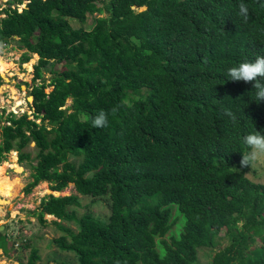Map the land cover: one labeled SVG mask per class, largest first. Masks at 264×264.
Masks as SVG:
<instances>
[{"label":"trees","instance_id":"obj_1","mask_svg":"<svg viewBox=\"0 0 264 264\" xmlns=\"http://www.w3.org/2000/svg\"><path fill=\"white\" fill-rule=\"evenodd\" d=\"M11 1L0 40L17 37L21 62L36 54L40 81L32 118L0 123V161L11 149L27 161L25 193L40 181L54 195L72 184L74 193L44 195L29 212L41 224L58 220L57 248L77 264H195L197 248L214 246L224 229L228 243L208 264H264V184L239 164L250 150L244 138L264 135V100L254 82L228 79L264 55V0ZM101 111L108 126L94 128ZM78 195L105 201L107 214L77 213ZM38 259L30 248L18 264Z\"/></svg>","mask_w":264,"mask_h":264},{"label":"rangeland","instance_id":"obj_2","mask_svg":"<svg viewBox=\"0 0 264 264\" xmlns=\"http://www.w3.org/2000/svg\"><path fill=\"white\" fill-rule=\"evenodd\" d=\"M24 3L18 4L16 9L20 10ZM15 7V4L11 0H0V8L2 7ZM144 7V6H143ZM143 7L138 8L143 9ZM135 9V8H133ZM136 10V9H135ZM95 15V13H93ZM104 13L97 14L102 16ZM3 14H0V18ZM91 22L90 16L86 18L83 26L87 27ZM69 23L73 27L79 25L78 21L69 19ZM4 41V40H3ZM25 52L24 48L18 47L17 38L9 39L5 42V49L3 55L7 61L11 64L9 74L1 77L0 83V120L1 124H8L6 117L10 114L14 117H18L21 114H26L29 118L31 116V108L29 103L31 102L30 96L31 85L38 84L39 79L32 80L33 64L36 62L37 56L34 53H30L26 61H20V55ZM61 63H55L53 68L59 69ZM49 66L42 68V76L47 79L51 74L48 72ZM23 85V87H21ZM46 90L48 89L45 88ZM17 100L18 102H16ZM22 102V103H21ZM70 100L65 101V106H68ZM13 112H11V110ZM10 111V112H7ZM23 151L29 152L32 159L35 149L33 144L30 142L24 148ZM250 151V150H249ZM248 151V152H249ZM14 153V161H9ZM30 159V163L34 162ZM8 162V163H6ZM31 168L27 165V161L19 162L17 160V153L11 149L5 153V157L0 161V199H5L7 203L1 202V216L7 219H12L11 230L16 233V260L14 261L6 258H1L4 262L18 264L19 262H25L30 248H36L39 255V259L36 264H77L74 255L71 252L59 250L55 243L52 241L53 238L62 234V231L57 228L53 221L57 219L50 216H43L45 224H41L36 220L35 217L29 215L38 204L39 199L47 194L53 196L67 195L74 193V189L71 183H68L61 191L57 194H52L51 190L48 189L45 181L38 182L33 186L29 192L23 191L24 185L31 180L29 173ZM245 176L253 182L264 184V158L259 159L253 165H251L245 171ZM10 182H15L11 184ZM81 206L76 209L77 213L83 211H90L95 216L103 217L107 214V206L105 201L100 199H92L90 197L79 196ZM66 224L71 230L75 231L76 226L73 222H60ZM180 230V221L176 222L172 227V232L177 233ZM228 243L227 237L224 233V229L215 237V245L212 247H200L196 251V262L195 264H208L211 255L221 249Z\"/></svg>","mask_w":264,"mask_h":264},{"label":"clouds","instance_id":"obj_3","mask_svg":"<svg viewBox=\"0 0 264 264\" xmlns=\"http://www.w3.org/2000/svg\"><path fill=\"white\" fill-rule=\"evenodd\" d=\"M264 7V4L261 5ZM239 15L244 22L249 19V8L245 3L239 4ZM5 49V42L0 41V53ZM11 64L7 59L0 55V77L9 74ZM228 79L231 81H243L245 83H253L256 98L261 101L264 100V55L258 56L254 62H244L239 64L238 67H232L228 70ZM113 111H116L113 109ZM233 122H235V115L229 111L226 113ZM108 116L104 111H101L92 120L94 128H105L108 126ZM244 142L249 147L250 151L242 154L240 160V168H249L259 159L264 158V135L259 131L249 134L244 138Z\"/></svg>","mask_w":264,"mask_h":264},{"label":"flooded vegetation","instance_id":"obj_4","mask_svg":"<svg viewBox=\"0 0 264 264\" xmlns=\"http://www.w3.org/2000/svg\"><path fill=\"white\" fill-rule=\"evenodd\" d=\"M10 7V6H9ZM5 7L0 8V14L5 15L3 12V9ZM13 8V7H12ZM2 16V17H3ZM1 17V18H2ZM17 38L16 36L12 35L3 42H6L9 39H14ZM2 41V40H0ZM1 77H0V83H1ZM31 96V94H30ZM18 102L17 100H15ZM22 103V102H21ZM30 104V103H29ZM1 189V188H0ZM1 196V195H0ZM1 202L3 204L7 203L5 199H0V264H11L7 263L6 260L3 262L1 258H6L7 260H11L10 258L13 257L12 259L14 261H17L15 258V252H16V233L11 230V223L13 222L12 219H7L6 217L1 216Z\"/></svg>","mask_w":264,"mask_h":264},{"label":"water","instance_id":"obj_5","mask_svg":"<svg viewBox=\"0 0 264 264\" xmlns=\"http://www.w3.org/2000/svg\"><path fill=\"white\" fill-rule=\"evenodd\" d=\"M23 5H24V4H23ZM23 5H22V6H23ZM21 87H23V85H21ZM27 98H30V100H31V99H32V96H28Z\"/></svg>","mask_w":264,"mask_h":264},{"label":"built area","instance_id":"obj_6","mask_svg":"<svg viewBox=\"0 0 264 264\" xmlns=\"http://www.w3.org/2000/svg\"><path fill=\"white\" fill-rule=\"evenodd\" d=\"M11 110V112H13V110L12 109H10ZM7 112H10V111H7ZM14 113V112H13Z\"/></svg>","mask_w":264,"mask_h":264}]
</instances>
